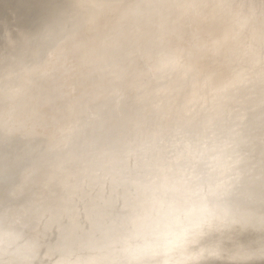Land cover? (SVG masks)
<instances>
[{
    "label": "clouds",
    "instance_id": "9594fccd",
    "mask_svg": "<svg viewBox=\"0 0 264 264\" xmlns=\"http://www.w3.org/2000/svg\"><path fill=\"white\" fill-rule=\"evenodd\" d=\"M0 264H264V0H0Z\"/></svg>",
    "mask_w": 264,
    "mask_h": 264
}]
</instances>
